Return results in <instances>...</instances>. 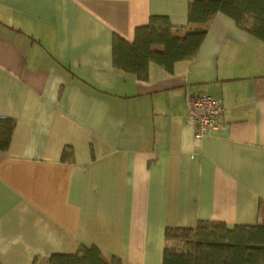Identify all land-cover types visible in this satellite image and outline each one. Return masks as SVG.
Segmentation results:
<instances>
[{
  "label": "crops",
  "instance_id": "1",
  "mask_svg": "<svg viewBox=\"0 0 264 264\" xmlns=\"http://www.w3.org/2000/svg\"><path fill=\"white\" fill-rule=\"evenodd\" d=\"M189 0H0V264L96 245L161 264L166 227L258 223L264 210V42L217 13L195 57L146 79L115 69L112 38L151 15L187 26ZM205 92L221 126L194 136ZM64 150L71 159L63 157Z\"/></svg>",
  "mask_w": 264,
  "mask_h": 264
},
{
  "label": "trees",
  "instance_id": "2",
  "mask_svg": "<svg viewBox=\"0 0 264 264\" xmlns=\"http://www.w3.org/2000/svg\"><path fill=\"white\" fill-rule=\"evenodd\" d=\"M219 12L264 42V0H189L185 27L151 15L145 25L135 28L132 41L114 35L113 66L137 79L147 78L149 63L171 72L175 62L195 57ZM13 125V120L0 119V150L8 146ZM62 155L71 159L70 151ZM259 215L261 221L251 224L199 221L193 227H166L161 264H264V210ZM46 264L123 263L117 256H105L96 245L79 244L73 253L51 254Z\"/></svg>",
  "mask_w": 264,
  "mask_h": 264
},
{
  "label": "built area",
  "instance_id": "3",
  "mask_svg": "<svg viewBox=\"0 0 264 264\" xmlns=\"http://www.w3.org/2000/svg\"><path fill=\"white\" fill-rule=\"evenodd\" d=\"M189 121L194 126V136L204 137L209 130L221 126L224 107L219 99L205 93H195L187 100Z\"/></svg>",
  "mask_w": 264,
  "mask_h": 264
},
{
  "label": "rangeland",
  "instance_id": "4",
  "mask_svg": "<svg viewBox=\"0 0 264 264\" xmlns=\"http://www.w3.org/2000/svg\"><path fill=\"white\" fill-rule=\"evenodd\" d=\"M262 217V216H261ZM169 244V246H172V245H174L175 243H168Z\"/></svg>",
  "mask_w": 264,
  "mask_h": 264
}]
</instances>
